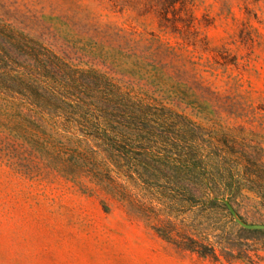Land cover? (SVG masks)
<instances>
[{"label":"rangeland","instance_id":"obj_1","mask_svg":"<svg viewBox=\"0 0 264 264\" xmlns=\"http://www.w3.org/2000/svg\"><path fill=\"white\" fill-rule=\"evenodd\" d=\"M37 52L119 87L138 156L203 160L238 223L219 207L199 219L229 238L217 260L176 249L0 132V264H264V0H0V78L47 64ZM0 91L1 118L17 94Z\"/></svg>","mask_w":264,"mask_h":264},{"label":"trees","instance_id":"obj_2","mask_svg":"<svg viewBox=\"0 0 264 264\" xmlns=\"http://www.w3.org/2000/svg\"><path fill=\"white\" fill-rule=\"evenodd\" d=\"M37 56L47 64L27 63L1 73V90L17 94L6 98L7 115L0 118L3 139L82 191L114 198L176 249L217 260L216 248L229 238L203 228L199 219L219 207L237 222L226 204L229 193L209 165L185 155L139 157L149 149L134 138L131 130L139 129V123L130 118L132 102L119 87L111 84L99 92L95 81L79 77L78 70L71 73L54 54ZM54 68L63 76L53 75ZM11 114L14 123L6 121ZM131 140L138 144L135 151ZM165 168L172 173L161 174Z\"/></svg>","mask_w":264,"mask_h":264},{"label":"water","instance_id":"obj_3","mask_svg":"<svg viewBox=\"0 0 264 264\" xmlns=\"http://www.w3.org/2000/svg\"><path fill=\"white\" fill-rule=\"evenodd\" d=\"M226 204H227V207H228V209H229V211L231 212V214L233 215V218H234V212H233V210H232V207H231V205L228 203V202H226ZM235 220V219H234ZM236 221V220H235ZM237 222V221H236ZM238 223V222H237Z\"/></svg>","mask_w":264,"mask_h":264}]
</instances>
